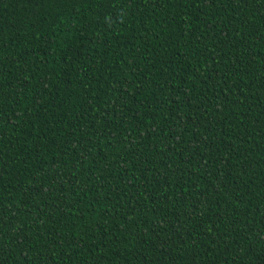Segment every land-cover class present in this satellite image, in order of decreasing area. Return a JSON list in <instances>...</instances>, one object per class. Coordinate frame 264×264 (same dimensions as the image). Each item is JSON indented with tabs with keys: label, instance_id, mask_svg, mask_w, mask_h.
Segmentation results:
<instances>
[{
	"label": "trees",
	"instance_id": "16d2710c",
	"mask_svg": "<svg viewBox=\"0 0 264 264\" xmlns=\"http://www.w3.org/2000/svg\"><path fill=\"white\" fill-rule=\"evenodd\" d=\"M0 264H264V0H0Z\"/></svg>",
	"mask_w": 264,
	"mask_h": 264
}]
</instances>
